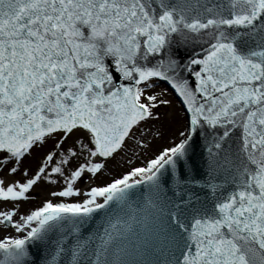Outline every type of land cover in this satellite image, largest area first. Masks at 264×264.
Instances as JSON below:
<instances>
[{
	"label": "snow or ice",
	"instance_id": "snow-or-ice-1",
	"mask_svg": "<svg viewBox=\"0 0 264 264\" xmlns=\"http://www.w3.org/2000/svg\"><path fill=\"white\" fill-rule=\"evenodd\" d=\"M0 264H264V0H0Z\"/></svg>",
	"mask_w": 264,
	"mask_h": 264
},
{
	"label": "rangeland",
	"instance_id": "rangeland-1",
	"mask_svg": "<svg viewBox=\"0 0 264 264\" xmlns=\"http://www.w3.org/2000/svg\"><path fill=\"white\" fill-rule=\"evenodd\" d=\"M38 195H42V193H39V191H38Z\"/></svg>",
	"mask_w": 264,
	"mask_h": 264
},
{
	"label": "bare ground",
	"instance_id": "bare-ground-1",
	"mask_svg": "<svg viewBox=\"0 0 264 264\" xmlns=\"http://www.w3.org/2000/svg\"><path fill=\"white\" fill-rule=\"evenodd\" d=\"M38 194V193H37Z\"/></svg>",
	"mask_w": 264,
	"mask_h": 264
}]
</instances>
